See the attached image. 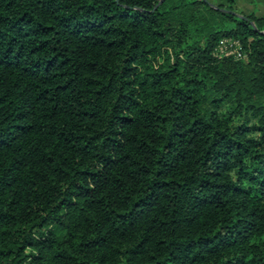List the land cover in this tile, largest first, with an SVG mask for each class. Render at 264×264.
Here are the masks:
<instances>
[{
    "label": "trees",
    "instance_id": "1",
    "mask_svg": "<svg viewBox=\"0 0 264 264\" xmlns=\"http://www.w3.org/2000/svg\"><path fill=\"white\" fill-rule=\"evenodd\" d=\"M217 1L0 0V264H264V15Z\"/></svg>",
    "mask_w": 264,
    "mask_h": 264
},
{
    "label": "built area",
    "instance_id": "2",
    "mask_svg": "<svg viewBox=\"0 0 264 264\" xmlns=\"http://www.w3.org/2000/svg\"><path fill=\"white\" fill-rule=\"evenodd\" d=\"M212 55L217 59L233 58L238 61L246 60V53L240 41L232 37L220 39Z\"/></svg>",
    "mask_w": 264,
    "mask_h": 264
},
{
    "label": "rangeland",
    "instance_id": "3",
    "mask_svg": "<svg viewBox=\"0 0 264 264\" xmlns=\"http://www.w3.org/2000/svg\"><path fill=\"white\" fill-rule=\"evenodd\" d=\"M218 3L217 0H207ZM234 13L242 15L253 14L257 17L264 15V0H237L233 6Z\"/></svg>",
    "mask_w": 264,
    "mask_h": 264
},
{
    "label": "water",
    "instance_id": "4",
    "mask_svg": "<svg viewBox=\"0 0 264 264\" xmlns=\"http://www.w3.org/2000/svg\"><path fill=\"white\" fill-rule=\"evenodd\" d=\"M202 1H204L205 3H208L212 8H215V9H217V7L215 6V5H211L207 0H202ZM235 15H237V14H235ZM238 17H242V16H240V15H237Z\"/></svg>",
    "mask_w": 264,
    "mask_h": 264
}]
</instances>
